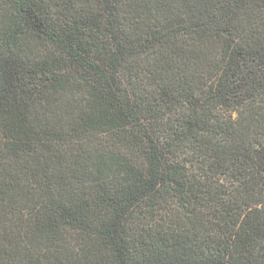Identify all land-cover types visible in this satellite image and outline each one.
<instances>
[{"label":"trees","instance_id":"trees-1","mask_svg":"<svg viewBox=\"0 0 264 264\" xmlns=\"http://www.w3.org/2000/svg\"><path fill=\"white\" fill-rule=\"evenodd\" d=\"M0 264H264V0H0Z\"/></svg>","mask_w":264,"mask_h":264}]
</instances>
